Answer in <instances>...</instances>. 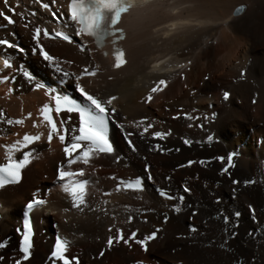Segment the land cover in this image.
Segmentation results:
<instances>
[{
    "label": "bare ground",
    "instance_id": "1",
    "mask_svg": "<svg viewBox=\"0 0 264 264\" xmlns=\"http://www.w3.org/2000/svg\"><path fill=\"white\" fill-rule=\"evenodd\" d=\"M67 1L0 0V42L11 44H0V164L23 166L0 188V264H50L56 234L70 264H264V0H121L131 10L119 69L86 36L40 38L50 59L40 58L33 29L57 26L39 4L60 16ZM76 85L113 104L114 149L72 166L80 198L55 183L75 154L77 115H55L52 129L43 112ZM134 180L138 191L126 188ZM50 186L23 254L21 209Z\"/></svg>",
    "mask_w": 264,
    "mask_h": 264
},
{
    "label": "rangeland",
    "instance_id": "2",
    "mask_svg": "<svg viewBox=\"0 0 264 264\" xmlns=\"http://www.w3.org/2000/svg\"><path fill=\"white\" fill-rule=\"evenodd\" d=\"M124 141L127 142L126 140H124ZM130 147H131V145H130ZM37 190H38V189H37ZM37 190H36V191L34 190V193H37ZM32 193H33V192H31V194H32Z\"/></svg>",
    "mask_w": 264,
    "mask_h": 264
}]
</instances>
